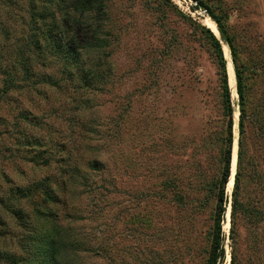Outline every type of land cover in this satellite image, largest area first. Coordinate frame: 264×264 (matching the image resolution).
<instances>
[{"label":"rangeland","instance_id":"374dc122","mask_svg":"<svg viewBox=\"0 0 264 264\" xmlns=\"http://www.w3.org/2000/svg\"><path fill=\"white\" fill-rule=\"evenodd\" d=\"M200 1L245 71L238 201L263 212L261 219L232 215L240 99L223 42L236 85L232 91L228 73L231 173L236 165L226 187L221 264L232 257L264 264V0ZM31 2L0 0V198L25 215L21 223L0 207V264H41L30 232L42 234L52 222L72 243L66 264H208L229 124L205 21L217 24L192 0H107L97 47L66 56L41 42V54H30V80L5 95L6 73L22 79L17 52L30 30L44 33L67 5L36 0L44 18L32 25Z\"/></svg>","mask_w":264,"mask_h":264},{"label":"trees","instance_id":"16d2710c","mask_svg":"<svg viewBox=\"0 0 264 264\" xmlns=\"http://www.w3.org/2000/svg\"><path fill=\"white\" fill-rule=\"evenodd\" d=\"M32 5L30 6V16L32 20V25L35 24L38 18L43 17L44 14L37 15V5L34 0H31ZM59 2H64L65 0H58ZM196 5L192 7L194 11L204 10L207 15L217 24L221 40H219L211 30H206L207 34L211 39V46L214 48L217 57L218 68L220 71L221 80L224 87L225 100H226V110L228 111L229 124H228V137L226 142L225 156L223 158L224 171L222 178L219 182V195H218V207L217 214L215 218V231L212 243L211 255L208 264H221L226 258V252L224 248V233L222 230V222L224 221L225 207L224 202L226 200V187L230 181L231 169H232V159H233V109L231 105V90L228 82V71H227V61L223 52V42L227 44L230 48L233 64L235 67L236 79H237V92L240 99V116L238 122V129L240 134L239 139V150H238V160H237V172L235 175V195L232 203V215H236L243 212L246 216H254L255 218L261 219L263 212L259 209L260 206L254 205L246 206L243 209L238 201V189L240 187V182L242 179V165L244 158V129L245 124L248 121V115L246 112V101L247 96L244 91V79L245 71L240 69L237 63L236 50L232 39L227 35L224 27L218 18L213 14L210 8L200 0H192ZM67 5L64 6V10L58 13V16H53L50 20V24L47 23L46 30L43 33H38V31L30 30V34L24 41L22 46L18 49L17 57L20 63V71L22 74V79L19 80L17 73L9 72L5 74L4 80V91L3 94L8 95L11 92L21 89L20 83H27L30 80L31 70H32V55H39L41 51L37 52V46H41V42H46L50 47L56 48L59 52L66 56H74L81 53L82 50L88 48L97 47L102 40L99 39L98 33H100L102 26H98L102 18L107 17V0H66ZM35 4V5H34ZM3 24V29H7L6 24ZM8 30V29H7ZM4 31V30H3ZM36 40V41H35ZM36 49V50H34ZM36 51V52H35ZM27 53V56H25ZM263 111L259 113L258 122H261ZM21 193V191H20ZM26 198H29V192L25 194ZM45 199L48 202L54 203V198L49 193L45 194ZM11 199L0 198V207L7 211L19 222H25L24 211L21 208H16L12 206ZM40 212V211H39ZM42 213V212H40ZM52 217L48 215L46 218L47 223H51ZM52 222L51 226L45 228L44 232H37L38 230L30 232V239L32 244H34V254L37 259H40L41 264H66L68 263V258L70 253L74 250L72 248V243L65 242V237L62 234L61 228ZM3 226V222L0 218V227ZM235 259L232 257L231 264H234Z\"/></svg>","mask_w":264,"mask_h":264},{"label":"bare ground","instance_id":"6f19581e","mask_svg":"<svg viewBox=\"0 0 264 264\" xmlns=\"http://www.w3.org/2000/svg\"><path fill=\"white\" fill-rule=\"evenodd\" d=\"M207 25H209L210 29L214 32V34L219 38L220 35H219V32H218V28L216 25L210 23L208 20L205 21ZM229 54V53H228ZM227 69H228V73L229 75L232 77V83H231V90L233 91L235 88H234V85H235V79H234V68L232 66V64L229 62L227 64ZM236 86V85H235ZM235 162L233 163V173H232V176L230 178V184H229V188L232 189L233 187V183H234V170H235ZM230 228L229 225H227L226 229L228 230ZM229 261H230V256H229Z\"/></svg>","mask_w":264,"mask_h":264},{"label":"built area","instance_id":"2783aa9c","mask_svg":"<svg viewBox=\"0 0 264 264\" xmlns=\"http://www.w3.org/2000/svg\"><path fill=\"white\" fill-rule=\"evenodd\" d=\"M195 5H196V4H195ZM204 12H205V14H207L206 11H204Z\"/></svg>","mask_w":264,"mask_h":264},{"label":"water","instance_id":"95a60500","mask_svg":"<svg viewBox=\"0 0 264 264\" xmlns=\"http://www.w3.org/2000/svg\"><path fill=\"white\" fill-rule=\"evenodd\" d=\"M215 35V34H214ZM216 36V35H215ZM217 37V36H216ZM218 38V37H217Z\"/></svg>","mask_w":264,"mask_h":264}]
</instances>
